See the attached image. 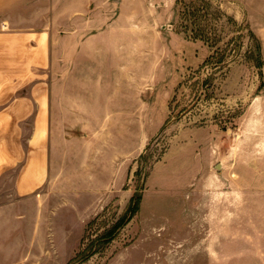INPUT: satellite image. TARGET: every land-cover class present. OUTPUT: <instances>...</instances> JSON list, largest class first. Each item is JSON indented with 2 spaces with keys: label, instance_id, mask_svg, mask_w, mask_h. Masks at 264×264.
Wrapping results in <instances>:
<instances>
[{
  "label": "rangeland",
  "instance_id": "1",
  "mask_svg": "<svg viewBox=\"0 0 264 264\" xmlns=\"http://www.w3.org/2000/svg\"><path fill=\"white\" fill-rule=\"evenodd\" d=\"M81 4L0 0V28L47 30L61 43L95 22L133 26L135 73L143 65L151 74L143 82L135 75L134 82L135 90L151 93V112L143 116L148 128L135 130L137 152L118 190L96 195L56 189L22 198L0 191V264H229L222 255L224 233H264V177L255 179L264 174V2L92 0L80 11ZM100 8L107 16H96ZM14 69L7 67L8 73ZM34 72L46 74V67ZM62 72L56 65L55 73ZM58 84L63 91L79 83ZM30 85L24 82L23 89ZM66 133L79 137L84 131L58 128L60 159ZM77 155L65 170L63 163L55 167L70 172V186L94 180L79 176ZM186 167L194 169L192 183H153ZM255 186L263 202L256 211L249 206L254 193L244 192ZM47 215L65 224H44ZM45 234L66 236L36 240Z\"/></svg>",
  "mask_w": 264,
  "mask_h": 264
},
{
  "label": "crops",
  "instance_id": "2",
  "mask_svg": "<svg viewBox=\"0 0 264 264\" xmlns=\"http://www.w3.org/2000/svg\"><path fill=\"white\" fill-rule=\"evenodd\" d=\"M91 1L80 0L83 2L80 11H87ZM262 7L264 9V4ZM100 10L102 12L96 16H107L104 9ZM118 23L110 19L80 26L73 33L77 35L61 43L54 42L52 33L47 30L12 31L0 28L1 192L18 195V198L29 194L44 195L45 191L50 194L56 189L64 193L102 195L118 190L126 181L130 162L137 152L135 130L147 127L148 121L143 116L149 114L152 108L150 91L135 90V75H139V80L143 82L149 81L151 74L144 72L143 65L135 73V47L130 42L135 28ZM57 50L60 54L56 57ZM58 64L63 67L61 74L55 73ZM8 66L15 69L8 73ZM40 66L46 67V74L33 73V69ZM24 82L31 83L25 90ZM56 82L79 84L72 90L60 91V84L56 85ZM136 95L141 98L138 103L135 102ZM138 114L142 115L140 122L139 118L136 121ZM58 128L84 131L79 137L66 133L68 137L62 139V159L56 151ZM145 137L150 139V134ZM76 152L79 176L94 180H89L87 184L80 180L79 185L70 186L66 183L70 172L68 175L67 172L58 173L55 167L58 164L60 169V163H63L65 170ZM193 170L186 167L172 177L165 175L159 182L153 179L156 170L151 178L155 185L156 182L160 185L174 179L188 184L192 183ZM263 177L264 174H260L255 179ZM261 190L260 186L244 190L245 193H254L255 203L251 202L249 206L255 211L262 210L263 202L260 196L257 197ZM255 216L253 223L258 225L259 219ZM45 218L44 224L47 225H55L56 221L65 224L64 219L60 222L50 215ZM223 235L222 255L230 260L229 264H264V233ZM65 236L45 234L36 240L57 241ZM206 251V256L210 257V249Z\"/></svg>",
  "mask_w": 264,
  "mask_h": 264
},
{
  "label": "trees",
  "instance_id": "3",
  "mask_svg": "<svg viewBox=\"0 0 264 264\" xmlns=\"http://www.w3.org/2000/svg\"><path fill=\"white\" fill-rule=\"evenodd\" d=\"M199 11H201L199 8L196 9L195 11L193 10V11H192V15L196 16V14H197ZM209 36H210V35H209ZM209 38H210V37H209Z\"/></svg>",
  "mask_w": 264,
  "mask_h": 264
}]
</instances>
